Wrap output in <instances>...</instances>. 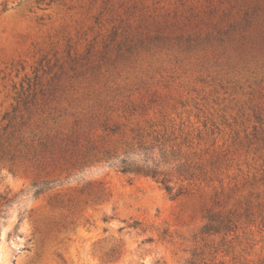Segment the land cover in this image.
I'll return each mask as SVG.
<instances>
[{
  "label": "rangeland",
  "instance_id": "1",
  "mask_svg": "<svg viewBox=\"0 0 264 264\" xmlns=\"http://www.w3.org/2000/svg\"><path fill=\"white\" fill-rule=\"evenodd\" d=\"M104 122L172 126L204 175L173 197L39 145H113ZM33 179L55 186L5 208L0 264H264V0H0V194Z\"/></svg>",
  "mask_w": 264,
  "mask_h": 264
},
{
  "label": "trees",
  "instance_id": "2",
  "mask_svg": "<svg viewBox=\"0 0 264 264\" xmlns=\"http://www.w3.org/2000/svg\"><path fill=\"white\" fill-rule=\"evenodd\" d=\"M101 126L105 136L118 135V142L107 144L93 139L90 133L73 130L70 133L48 134L39 140V145L46 151L78 155L74 165L79 167L102 162L103 167L149 177L173 197L186 193L188 186L204 175L201 165L189 162L182 152L183 147H190V144H185L188 143L186 138L181 139L172 126L158 122H147L146 126L136 125L128 130L117 123L104 122ZM54 186L51 180L33 179L19 192L0 194V220L4 217L5 208L12 205L19 196L30 194L36 198ZM232 225L229 216L209 210L201 232H227L232 229Z\"/></svg>",
  "mask_w": 264,
  "mask_h": 264
}]
</instances>
